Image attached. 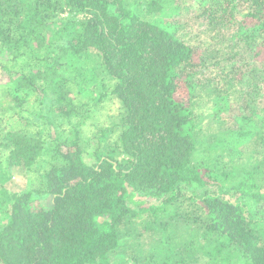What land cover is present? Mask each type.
Wrapping results in <instances>:
<instances>
[{
	"label": "trees",
	"instance_id": "trees-1",
	"mask_svg": "<svg viewBox=\"0 0 264 264\" xmlns=\"http://www.w3.org/2000/svg\"><path fill=\"white\" fill-rule=\"evenodd\" d=\"M260 209L264 0H0V264H264Z\"/></svg>",
	"mask_w": 264,
	"mask_h": 264
},
{
	"label": "rangeland",
	"instance_id": "rangeland-1",
	"mask_svg": "<svg viewBox=\"0 0 264 264\" xmlns=\"http://www.w3.org/2000/svg\"><path fill=\"white\" fill-rule=\"evenodd\" d=\"M5 178H7L5 176ZM37 177L35 175L32 176H28L25 177L23 176L22 173L20 172H15V174L13 176L10 177V179L8 180V182H5V185L8 189L10 190H19V189H23V188H34V182H36ZM193 190V189H192ZM191 189L189 190H185V193H190ZM196 194H198V191L196 192ZM253 214L256 216H264V209H260L258 211L253 210ZM235 257L233 256L231 258L227 259H222V262L219 264H229L235 262Z\"/></svg>",
	"mask_w": 264,
	"mask_h": 264
}]
</instances>
